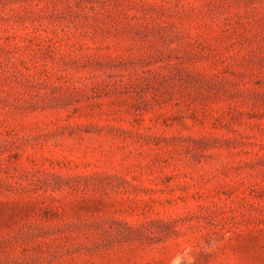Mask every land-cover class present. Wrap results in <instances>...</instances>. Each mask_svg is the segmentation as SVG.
Returning <instances> with one entry per match:
<instances>
[{
  "label": "rangeland",
  "instance_id": "374dc122",
  "mask_svg": "<svg viewBox=\"0 0 264 264\" xmlns=\"http://www.w3.org/2000/svg\"><path fill=\"white\" fill-rule=\"evenodd\" d=\"M0 264H264V0H0Z\"/></svg>",
  "mask_w": 264,
  "mask_h": 264
}]
</instances>
